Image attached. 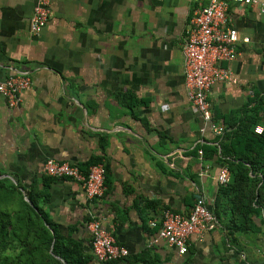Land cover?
Segmentation results:
<instances>
[{"label": "crops", "instance_id": "0c3cea01", "mask_svg": "<svg viewBox=\"0 0 264 264\" xmlns=\"http://www.w3.org/2000/svg\"><path fill=\"white\" fill-rule=\"evenodd\" d=\"M32 7L33 0H0V81L30 79L15 107L0 96V177L45 194L40 206L57 235L77 243L87 264H102L90 253L91 214L127 251L114 264H234L219 223L191 238L184 256L164 243L148 246L147 223L160 210L186 214L200 197L209 209L219 185L214 158L197 154L207 155L212 132L183 88L189 0H51L36 36ZM228 13L248 42L223 64L234 83L208 94L211 120L222 127L253 92H264V14L234 4ZM47 159L103 162L105 194L88 202L78 183L44 176Z\"/></svg>", "mask_w": 264, "mask_h": 264}, {"label": "built area", "instance_id": "2783aa9c", "mask_svg": "<svg viewBox=\"0 0 264 264\" xmlns=\"http://www.w3.org/2000/svg\"><path fill=\"white\" fill-rule=\"evenodd\" d=\"M190 17L187 22L182 41L183 88L189 104L209 128L213 137L222 136L224 127L211 120V106L208 94L216 84H233L229 70L223 67L237 57V47L247 43V38L239 39L231 27L229 5L254 8L259 15L264 14V2L260 0H189ZM51 14V0H33L29 19V31L38 35L46 26ZM30 79L26 73H17L0 81V96L8 108L15 107L20 96L28 90ZM256 127L254 132L260 133ZM201 155V150L197 151ZM42 173L51 179L69 180L79 184L84 198L91 202L101 198L106 190L105 165L103 162L89 166L85 171L73 163L58 162L51 159L44 161ZM229 181V173L219 168L216 182L225 185ZM148 221L152 230L148 246L165 244L174 249L178 256L187 253L188 241L200 239L203 234L213 231L218 222L205 205L203 198H197L186 214L162 209ZM89 236V248L96 262L111 264L127 256V251L117 245L112 235L91 214L85 223Z\"/></svg>", "mask_w": 264, "mask_h": 264}, {"label": "trees", "instance_id": "16d2710c", "mask_svg": "<svg viewBox=\"0 0 264 264\" xmlns=\"http://www.w3.org/2000/svg\"><path fill=\"white\" fill-rule=\"evenodd\" d=\"M115 97L127 106L122 96ZM223 127L222 136L213 137L207 155L205 148L200 149L229 173L228 183L218 185L209 210L222 224L227 250L239 254L243 249L239 237L248 240L264 227V92H253ZM256 127L261 128L258 134ZM99 162L79 165V169L85 171ZM105 183L107 186L106 175ZM45 198L34 184L24 189L0 179V264L88 263L77 243L57 235L40 206ZM9 246L12 256L5 253ZM236 264L247 262L242 259Z\"/></svg>", "mask_w": 264, "mask_h": 264}, {"label": "rangeland", "instance_id": "374dc122", "mask_svg": "<svg viewBox=\"0 0 264 264\" xmlns=\"http://www.w3.org/2000/svg\"><path fill=\"white\" fill-rule=\"evenodd\" d=\"M2 180H6L8 183L13 182L7 178H1ZM264 217V215H263ZM239 240L242 244V250L239 254H236L233 250V253L236 255V260L234 264L238 263L240 260L245 259L247 264H264V227L261 226L259 234L250 237L248 240L239 237ZM7 255L12 256V249L9 246V249L5 252Z\"/></svg>", "mask_w": 264, "mask_h": 264}, {"label": "water", "instance_id": "95a60500", "mask_svg": "<svg viewBox=\"0 0 264 264\" xmlns=\"http://www.w3.org/2000/svg\"><path fill=\"white\" fill-rule=\"evenodd\" d=\"M28 203V202H27ZM29 204V203H28Z\"/></svg>", "mask_w": 264, "mask_h": 264}]
</instances>
